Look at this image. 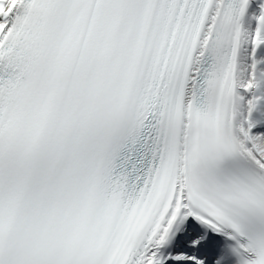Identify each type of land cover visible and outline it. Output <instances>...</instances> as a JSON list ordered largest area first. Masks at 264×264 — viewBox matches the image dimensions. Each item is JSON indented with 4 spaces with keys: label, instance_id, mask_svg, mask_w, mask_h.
I'll use <instances>...</instances> for the list:
<instances>
[{
    "label": "snow or ice",
    "instance_id": "6c2138e0",
    "mask_svg": "<svg viewBox=\"0 0 264 264\" xmlns=\"http://www.w3.org/2000/svg\"><path fill=\"white\" fill-rule=\"evenodd\" d=\"M0 264H264V0H0Z\"/></svg>",
    "mask_w": 264,
    "mask_h": 264
}]
</instances>
